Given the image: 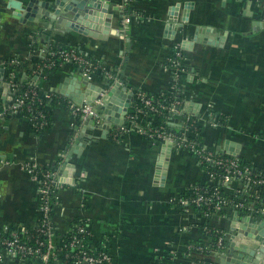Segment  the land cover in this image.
<instances>
[{
	"label": "crops",
	"instance_id": "0c3cea01",
	"mask_svg": "<svg viewBox=\"0 0 264 264\" xmlns=\"http://www.w3.org/2000/svg\"><path fill=\"white\" fill-rule=\"evenodd\" d=\"M43 1L49 9L57 8L55 0ZM10 2L26 9L31 0H0L2 62L40 60L46 44L78 46L100 60L98 73H106L110 85L119 83L127 94L156 95L171 88L165 63L179 48L183 110L198 121L201 142L222 152L225 142L232 141L240 146L237 158L264 171V0H129L126 8L132 17L125 29L122 1L97 0L109 16V30L103 26L100 36L66 30L45 18L19 20ZM174 9L176 21L170 16ZM171 23L175 34L168 30ZM25 71L17 77L21 82ZM95 75L91 83L104 88ZM81 79L77 68L67 64L35 82L51 100L64 99L60 87H73ZM69 110L60 104L52 107L51 127L41 135L25 118H0V231L39 222V187L23 165L59 171L81 137L78 152L69 158L72 183L60 184L56 192L54 244H61L73 220L82 219L89 227L88 247L105 248L112 264H149L162 257L175 264H205L212 255V238L203 221L171 202L194 184H211L197 161L185 151L172 150L164 177L156 179L162 145L134 130L124 131L125 118L123 125H111L106 137L93 124L95 128L84 131V119ZM115 129L117 142L108 138ZM208 226L227 230L229 222L212 217ZM197 242L205 254L187 251ZM0 264L17 263L3 259Z\"/></svg>",
	"mask_w": 264,
	"mask_h": 264
},
{
	"label": "built area",
	"instance_id": "2783aa9c",
	"mask_svg": "<svg viewBox=\"0 0 264 264\" xmlns=\"http://www.w3.org/2000/svg\"><path fill=\"white\" fill-rule=\"evenodd\" d=\"M121 1L123 11L121 25L125 29L130 23L132 14H125L124 12L129 0ZM58 54L66 64L74 63L75 68L80 69L82 78L90 83L94 76L93 72L101 68L100 65L94 66L88 59L74 50L59 52ZM42 55H46L44 49ZM50 55L54 56V53H50ZM182 57L181 50L175 48L166 59V68L171 73V90L179 83L183 75ZM21 65L18 58L10 59L7 62L0 61V118L7 115L19 116L25 105H28V110L33 114V118L29 120L31 124L33 122L32 126L43 128L46 125L45 116L37 109L32 108V105L34 106L35 102L39 100L36 99L38 95L35 79L42 75L43 69L50 68V65L37 64L30 75L23 76L22 82L17 78L22 70ZM24 81H27V88L22 91ZM3 84H6V88L3 87ZM4 89H6L5 94L3 93ZM129 95L132 96V100L127 108L130 111L124 117L127 121L124 131L134 130L146 140L159 142L160 145L171 143L172 150L187 152L197 161L202 171L208 175L211 184L193 185L191 186L194 188L192 197L189 199L178 197L171 202L181 209L191 211L201 221H204V218L208 217L210 213H215L214 217L228 220L229 228L227 230L215 228L216 248H222L226 241H232L233 236L231 235L235 236L236 231L241 232L244 226L255 230L264 223V171L254 169L236 156L227 155L212 147L205 146L201 142L199 133L192 129V126L196 124L194 119L185 114L183 107L179 108V103L166 107L158 102L154 103L153 97H148L146 93L140 91L131 92ZM133 101L139 102L143 108H147L152 116L146 117L143 109L132 105ZM68 104L71 115L83 119L91 117L95 127L104 124H101L102 117L97 111V108L99 109L103 105L102 100L97 99L91 105H76L70 101ZM166 111L170 115L169 118L156 119L158 115ZM175 119L178 120L175 121ZM165 125L172 130L179 128L176 130L179 135L167 133ZM197 125L199 124L197 123ZM208 168L214 169L215 172L206 171L205 169ZM23 170L37 180L40 212L37 233L45 237L46 250L41 251L40 247L43 244L40 242H37V248H32L26 241H23L22 236L28 235V227L11 232L0 231V260L9 259L12 262L16 261L17 264H23L29 260L32 264L47 263L49 258L54 256L53 251L57 246L53 242L54 226L50 213L53 207L58 204L57 190L51 195V189L53 185L59 187L62 184L59 182V171L43 172L31 163L23 165ZM227 189H229L228 192ZM221 192L233 194L234 199L238 198L239 201L225 199ZM194 207L205 208L204 214L199 215L193 212ZM222 208L227 210V214H218ZM72 226H74L75 235H72L68 245L62 243L59 246L67 247L70 251L76 252L70 255L66 254L65 259L73 260L74 264H112L108 251L89 253L87 251L89 247L83 244L82 236L85 233V228L76 224ZM204 230L208 233L207 227ZM2 233H10V238H3ZM248 235L250 236L248 237ZM255 235L242 231L237 237L238 240L249 238L248 240L253 241ZM205 250L206 248L202 245L191 244L187 248L188 252L193 253H204Z\"/></svg>",
	"mask_w": 264,
	"mask_h": 264
},
{
	"label": "water",
	"instance_id": "95a60500",
	"mask_svg": "<svg viewBox=\"0 0 264 264\" xmlns=\"http://www.w3.org/2000/svg\"><path fill=\"white\" fill-rule=\"evenodd\" d=\"M54 5L57 8L52 10L51 7L49 9V4L43 0H31L28 7L22 9L19 3H9L10 7L16 8L17 12L15 16L19 20L39 21L45 18L66 30H72L82 35L98 34L97 36H100L99 33L102 32L103 26L107 27L109 30L107 21L109 16L106 10H104V7L102 9L100 2H97V0H55ZM170 14L173 21H176V17H174L176 16V10H172ZM168 26V30H173V34H175V23H171ZM104 32L107 33L106 31ZM201 32L202 30H200L197 35V42L200 41ZM72 83L73 82H71V84ZM67 84L61 86L59 92L67 100L76 105H91L95 100H101V96L105 94V98L102 99L103 105L100 107L102 118L105 123L101 126H97V128L103 132L104 137L108 134L111 125H122L123 119L127 113V108L132 100V96L126 93V88L121 87L119 83H115L112 86L109 84L107 88H100L88 82L85 78H82L78 83L74 82L73 87H67ZM82 86L84 90L81 89ZM3 87L6 88V84H3ZM5 92L6 89L3 90L4 94ZM92 124L93 121L91 117L84 119V131L87 126H89V128H95ZM80 144L81 137L74 142L68 159L64 161L59 170V182L62 184L72 183L71 178L74 167L69 163V158L73 153L78 152L77 150L80 148ZM161 147V160L158 166L156 179H158L161 174L164 177L168 160L172 152L171 143L163 144ZM239 148L240 146L238 144L232 141H226L222 153L235 156L239 153ZM243 228L241 232L256 234L253 241L248 240L249 238L238 240L237 235H240L241 232L236 231V237L231 235L233 236L232 241H226L222 248H215L212 251L211 257L204 263L264 264V223L255 230L245 226ZM249 236L250 235H248V237Z\"/></svg>",
	"mask_w": 264,
	"mask_h": 264
},
{
	"label": "trees",
	"instance_id": "16d2710c",
	"mask_svg": "<svg viewBox=\"0 0 264 264\" xmlns=\"http://www.w3.org/2000/svg\"><path fill=\"white\" fill-rule=\"evenodd\" d=\"M125 14H130L131 13V10L130 8H126L125 9ZM34 46V45H32ZM43 49L46 51V55H42L41 59L40 60H37V61H24L22 63V68H24L26 71H25V75H30L32 71H34L35 67L37 64H42V65H50V68H47V69H43V73L42 75L45 76L46 79L49 78V76L56 72L57 70H59L60 68H62L64 65H67L62 57H60V55L58 54L59 52H69L70 50H74L76 53H78L79 55L85 57L86 59H88L94 66H99L100 65V60L97 59L96 57L92 56L91 54H89L88 52L86 51H83L81 48H79L78 46H67V45H63V44H46ZM50 53H54V56L50 55ZM69 65H72L74 66V63H70ZM75 67V66H74ZM100 69V68H99ZM182 69H184V67L182 66ZM77 71L79 72V74H81V71L80 69L77 68ZM98 71L100 70H96L94 71V75L95 77H97L99 80H101L104 84H105V87L104 88H107L109 86V84L111 83L112 79H107L105 78L106 76V73L104 72H99ZM109 75V74H108ZM112 78H114V74H111L110 75ZM180 82V81H179ZM27 88V81H24L22 83V91H24L25 89ZM36 92H37V98L36 99H39L37 100V102H35L34 106L32 105V108H35L37 109L38 111H40L44 116H45V119H46V125L45 127L43 128H40V127H37V126H32L31 122V128L32 130L37 134V135H41L43 133L44 130L48 129L49 127H51V108L52 107H55L57 105H61V106H67V108L69 107V100H67L66 98H61V99H56L54 97L51 98V100H47L44 98L42 92L36 88ZM148 97H153L154 99V103H159V104H162L163 106H166V107H171L174 103H179V108L183 107V94H182V90H181V86H180V83H178L174 89H169V90H166L164 92H161V93H158L156 95H149L147 94ZM133 106H138V108H141L143 109L144 113H145V116H152V114L147 110V108H143L142 105L139 103V102H136V101H133ZM28 105H25L24 109L21 111V113L19 114V117L21 118H25L27 120H30L31 118H33V114L31 111L28 110ZM70 111V110H69ZM158 117V118H157ZM156 117L157 120H164V118H169L170 115L168 114V112H164L160 115H158ZM195 121L196 124H194L192 126V129L194 130V132L196 133H199L200 132V126L197 125L198 121L197 120H193ZM38 122V121H37ZM176 130H179V128H176V129H168L167 126L165 125V131L167 133H174L176 136H178L179 134L176 133ZM113 135H115L116 137H113ZM111 141H115L117 142L118 140H120V134H119V130H113V132L110 133V136L108 137ZM156 144H160L159 142H156ZM206 171H210V172H215L214 169H205ZM51 171H57V169H53ZM44 172V171H43ZM217 172V171H216ZM194 185H198V184H194ZM58 187H56V185H53L52 186V191H51V195H53V192H56ZM193 192H194V188L193 187H190L188 189H186L185 191H183L180 195H179V198H186V199H189L190 197L193 196ZM222 196L225 198V199H228V200H232L234 199V196L233 194H223L221 192ZM234 200H238V198L234 199ZM176 208H179L181 209V207L173 204ZM205 211V208H195L194 207V211L196 214H199V215H203ZM54 213H55V207H53L51 213H50V217L52 218L54 216ZM218 214H227V210L225 209H221V211L218 213ZM241 214V213H239ZM216 214L215 213H210V215L208 217H205L204 218V221H203V225L204 227L206 228L207 227V230H208V235L209 237L212 238V246H211V250H214L216 247H215V243L217 241V238L215 237V229L214 228H211L209 225V221L212 217H214ZM73 224H76V225H80L82 227L85 228V233H83V244L85 246H88V241H89V227L88 225L86 224L85 221H83L82 219H76V220H73L69 226V231L63 236L62 238V242L61 244L63 243L64 245L68 243V241L71 239L72 235H75V232H74V226H72ZM37 224L36 225H33V226H30L28 227V235L27 236H22V239L23 241H26L27 244L29 246H31L32 248H37L38 247V244L37 242H40L42 243L43 245L40 247L41 251L44 252L46 250V239L45 237H43L42 235H39L37 233ZM72 226V227H71ZM1 236L3 238H6V239H9L10 238V233H2ZM60 244V245H61ZM56 245V244H55ZM68 245V244H67ZM66 245V246H67ZM192 245H202V242L200 243H194ZM89 253H99L101 251H106L105 248H99L97 250H92V249H88L87 250ZM76 251H70L67 247H60L59 245H57L55 247V250L53 251L54 253V256H51L49 258V260L47 261V263H39V264H74L73 260H67L65 259V255L66 254H73L75 253ZM206 253V251H204V254ZM31 260H29L28 262H26L27 264H31L30 263ZM149 264H175L173 263L168 257H162V258H157V259H152L151 262Z\"/></svg>",
	"mask_w": 264,
	"mask_h": 264
}]
</instances>
